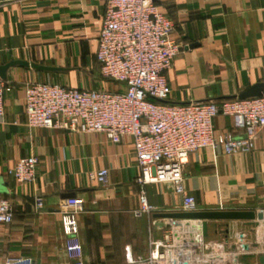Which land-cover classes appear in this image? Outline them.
I'll list each match as a JSON object with an SVG mask.
<instances>
[{"label": "crops", "instance_id": "obj_1", "mask_svg": "<svg viewBox=\"0 0 264 264\" xmlns=\"http://www.w3.org/2000/svg\"><path fill=\"white\" fill-rule=\"evenodd\" d=\"M155 2L174 20L172 38L184 44L166 72L171 102H220L264 83V0ZM106 3L0 0V65L25 60L55 68L42 71L14 66L7 71L14 89L5 97V115L0 118V198L11 202L15 215L13 223H0V264L9 255H31L35 264H71L61 222L65 200L71 196L78 197L85 208L79 214L85 264H127V247L134 258L147 256L152 221L167 223L169 217L158 214L182 212V198L173 187L154 183L145 189L156 212L135 215L143 187L135 182L139 167L131 137L113 143L103 133L25 125L27 83L125 89L123 84L103 80L96 59ZM215 125L223 132L231 129L232 121L219 114ZM29 155L39 157L37 178L20 183L9 170ZM101 168L109 169L107 185L90 176ZM184 177L199 210L259 211L263 206L264 128L250 153L227 155L212 148L192 152ZM39 197L44 200L41 208L36 203ZM227 223L209 221L206 241L231 248L237 233L245 234L250 249L254 248L253 260L264 255L262 221L256 225L243 220ZM219 226L225 227L224 232L207 239ZM250 227L258 230L255 238L248 235ZM154 236L161 237L158 225Z\"/></svg>", "mask_w": 264, "mask_h": 264}, {"label": "built area", "instance_id": "obj_2", "mask_svg": "<svg viewBox=\"0 0 264 264\" xmlns=\"http://www.w3.org/2000/svg\"><path fill=\"white\" fill-rule=\"evenodd\" d=\"M174 28V20L155 0H107L96 59L102 78L123 84L125 89H87L50 82L24 86L25 125L29 129L98 132L113 143H120L125 136L132 138L139 167L135 182L143 187L136 216L156 212L145 189L154 183H169L182 198L183 212L198 211L195 196L185 186L184 167L190 154L206 148L220 149L227 155L250 153L264 128V92L220 102L170 101L166 72L184 47L172 38ZM13 89V83L0 78V118L5 115V97ZM219 114L231 119V129L217 130L215 119ZM38 165L37 155L24 156L9 173L20 183H30L37 178ZM90 176L103 185L109 183L108 168ZM36 203L43 207V198H37ZM262 203L259 211L264 214V180ZM65 206L61 222L66 254L71 264H85L79 225L84 205L71 196ZM14 215L11 202L0 198V223H13ZM168 219L163 226L152 221L147 256L134 258L127 247V264H248L243 256L253 251L245 249L249 245L245 234L237 233L234 246L225 248L221 243L206 241L201 219ZM260 221L264 223V219ZM157 225L161 229L159 238L154 236ZM228 230L229 235L232 230ZM261 256L250 264H261ZM1 264H35V259L31 255H9Z\"/></svg>", "mask_w": 264, "mask_h": 264}, {"label": "water", "instance_id": "obj_3", "mask_svg": "<svg viewBox=\"0 0 264 264\" xmlns=\"http://www.w3.org/2000/svg\"><path fill=\"white\" fill-rule=\"evenodd\" d=\"M20 66L26 68H34L42 71H52L55 68L43 66L35 62H29L25 60H12L6 64L0 65V78L7 79V71L10 67ZM264 92V83H256L243 92H241L237 98L245 99L249 97L259 96ZM159 217H174L184 219H201L203 221V234H208V222L209 221H248L252 224H257L258 221L264 219V214L256 210H236V209H212V210H198L195 212H174L158 214ZM159 226H163L159 223ZM245 249H250L249 245H245ZM260 263L264 264V255L260 257Z\"/></svg>", "mask_w": 264, "mask_h": 264}, {"label": "rangeland", "instance_id": "obj_4", "mask_svg": "<svg viewBox=\"0 0 264 264\" xmlns=\"http://www.w3.org/2000/svg\"><path fill=\"white\" fill-rule=\"evenodd\" d=\"M103 80H105L106 82H108V83H110L111 85H112V83H114L113 81H111V80H108V79H104L103 78ZM99 87V88H98ZM103 87L101 86H99V84H97V86H96V88L95 89H102ZM228 222V221H227ZM224 229H225V227H222V226H219L218 228H217V230H216V228H213L212 230H213V232H212V230H211V235H210V237L208 236L207 237V239H209V238H216V237H219L220 235H219V233H223L224 232ZM249 232L250 233H248V235H250L251 233H252V236L255 238L256 237V235H257V232H258V230H257V228L256 227H250L249 229ZM216 231H218V234H216ZM258 247H260V245H258ZM252 249V248H251ZM253 250V249H252ZM254 251H256V250H254ZM253 259H255L254 258V254H251V253H249V254H245L244 256H243V260L246 262V263H248V264H250V263H252L254 260Z\"/></svg>", "mask_w": 264, "mask_h": 264}, {"label": "bare ground", "instance_id": "obj_5", "mask_svg": "<svg viewBox=\"0 0 264 264\" xmlns=\"http://www.w3.org/2000/svg\"><path fill=\"white\" fill-rule=\"evenodd\" d=\"M258 234H259V233H258ZM258 236H259V238H260V235H258ZM259 238H258V240H259ZM258 240H257V241H258ZM253 249H254V248H253Z\"/></svg>", "mask_w": 264, "mask_h": 264}]
</instances>
